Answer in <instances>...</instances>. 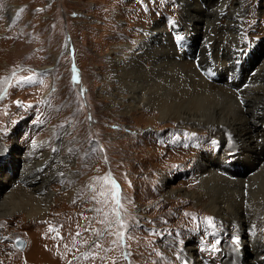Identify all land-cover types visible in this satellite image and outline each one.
<instances>
[{
  "label": "rangeland",
  "instance_id": "374dc122",
  "mask_svg": "<svg viewBox=\"0 0 264 264\" xmlns=\"http://www.w3.org/2000/svg\"><path fill=\"white\" fill-rule=\"evenodd\" d=\"M121 2L141 22L147 21L152 4L154 14L166 24L178 20L182 12L177 0ZM109 4L106 0H0V175L10 165L9 171L17 177L27 153L40 162L37 168L52 156L66 160L45 185L53 195L43 217L31 219L22 210L0 217V264H190L188 242L204 257L200 264H236L233 253L250 248L251 240L238 236L234 224L218 220L208 202L200 209L191 207L196 202L163 203L178 193L166 195L161 185L155 191L152 180H161L160 171L166 172L164 165L152 168L165 143L168 150H181L187 158L163 175L173 187L193 180L195 152L208 160L223 154L232 160L229 122H222L228 130L225 139L212 138L185 126H141L135 115L114 105L112 96L115 90H124V83L115 71L118 61L112 49L123 43L125 33L135 41L137 23L126 14L116 15L108 19L107 27ZM161 4L167 12L160 15ZM242 7L239 36L248 60L259 65L264 60V0H243ZM229 19L223 12L212 16L225 24ZM191 36V44L199 46L195 36L200 35ZM256 49L260 52L254 55ZM122 55L128 58L127 53ZM176 67L173 75L180 82L194 79L192 71ZM137 82L132 76L125 86L132 88ZM147 82L145 90H153V80ZM229 99H222L221 107L232 119L235 106ZM262 176L242 189L254 232L264 229V195L257 184L264 179V170ZM15 185L12 182L9 189ZM207 188L231 214L237 187L212 177ZM207 217L214 218V228ZM17 236L26 239L24 249L16 245ZM236 237L239 243L234 242Z\"/></svg>",
  "mask_w": 264,
  "mask_h": 264
},
{
  "label": "bare ground",
  "instance_id": "6f19581e",
  "mask_svg": "<svg viewBox=\"0 0 264 264\" xmlns=\"http://www.w3.org/2000/svg\"><path fill=\"white\" fill-rule=\"evenodd\" d=\"M106 1L110 2L111 8L107 20L104 19L107 27L111 26L108 19L116 18V15L126 14L131 20L134 19L130 21L131 23H137L135 41L131 42V37L125 33L121 37L123 43L114 45L112 49L115 51L114 58L117 57L116 61H118L115 71L119 77H123L121 80L124 83V90H115L114 94L112 93L113 104L119 106L127 115H135L137 123L141 126L149 124L155 128L171 126L176 129L185 126L187 130L202 132L212 138L227 137L228 130L225 125L222 126V122L227 125L228 121L230 133L234 138L232 146L229 147L232 160L227 161L228 154L208 160L206 155L195 152L192 161L193 180L188 183L183 181L177 187L171 186L170 180H166L163 175L167 176V172L175 165L187 162V158H184L181 150L176 152L168 150L166 146L169 143H165L160 153L155 152L159 161H155L152 166L153 170L158 168L156 165H164L166 168V172L159 170L161 180L152 178L155 179V191L159 190L157 187L161 185L166 195L178 193L176 196L166 197L163 202L165 204L174 201L173 204L178 206L182 200L196 202L191 207L200 209L203 203L208 202L207 206L212 210L211 212L218 215V220L234 224L232 229L236 230L237 235L245 241L250 239L252 242L250 248L233 253L236 264H264V229L261 232H254L252 229L254 218L243 205L246 197L242 190L249 182L255 183L256 179L263 177L264 57L262 63L256 65L246 56V47L239 36L243 0H177L182 12L179 13L178 20H175L177 22L175 26L172 25L174 20L166 24L163 18L154 14V4L150 5L147 12L149 14L147 21L141 22L133 16L132 8L124 5L122 0ZM160 8V15L167 12L166 5L161 4ZM222 12L230 18L228 23L212 20V16ZM192 33H197L203 38L201 40L200 36H195L200 45L191 44L193 52L198 50V55L194 58L182 53L176 44L179 40L173 39L176 36H182L184 39L190 36L192 39ZM142 52L146 54L142 55ZM258 52L260 51L256 49L254 55ZM124 53H127L128 58L122 55ZM176 66L192 71L194 79L180 82L173 75ZM206 70L214 72L215 75H207ZM227 74L235 76L234 80L228 79ZM132 76L138 79L140 85L126 87L127 78ZM150 78L155 88L145 90L144 84ZM225 97L232 98L235 106V116L231 119L228 113L229 120L221 107L222 99L224 100ZM164 121L165 123L162 124ZM259 127L261 130L255 131ZM9 151L11 152V149ZM9 158L13 161L15 159L13 155ZM23 158L17 177L9 171L12 170L10 165H7L8 170L0 175V217L10 214L12 216L13 213L21 210L31 219L43 217L53 195L49 189H44L47 187L45 185L48 184L51 175L57 174L60 166L66 161L65 158L52 156L37 168L40 163L38 160L28 153ZM31 176L35 178L32 180ZM212 177H218L237 187L239 193L234 196L235 208L231 210V214L228 212L229 208L217 202L213 194H210L207 186ZM18 181L21 182L15 185ZM12 182L15 186L9 189ZM257 184L264 195V179ZM182 189L184 191L181 193ZM186 251V257L189 256L191 260L190 264H200L205 261L190 242L186 244Z\"/></svg>",
  "mask_w": 264,
  "mask_h": 264
},
{
  "label": "snow or ice",
  "instance_id": "6c2138e0",
  "mask_svg": "<svg viewBox=\"0 0 264 264\" xmlns=\"http://www.w3.org/2000/svg\"><path fill=\"white\" fill-rule=\"evenodd\" d=\"M161 2H163V0H161ZM176 23H177L176 21H172V25H173V26H175ZM173 39H174V40H183L184 38H183L182 36H176V37H174ZM206 74H207V75H215V73L212 72V71H210V70H206ZM24 79H25V80H31L32 78L29 77V78H24ZM18 103H19V102H18ZM241 103H243V101H241ZM186 135H187V134H186ZM191 135H195V134L193 133V134H191ZM212 143L217 144V143H219V142L213 140ZM113 184L115 185V181H113ZM116 204H117V206L122 207V205H120V201H119V199L116 200ZM186 214H187V213H186ZM116 216H117L118 219L120 218V212H119V211L116 212ZM213 219H214L213 217H207V218H205L206 222L214 228L215 225L213 224ZM122 226H123V224H122ZM234 242H235V243H239V237H236L235 240H234ZM218 243H219V241H217V244H218ZM212 248L215 249V248H216V245H212Z\"/></svg>",
  "mask_w": 264,
  "mask_h": 264
},
{
  "label": "water",
  "instance_id": "95a60500",
  "mask_svg": "<svg viewBox=\"0 0 264 264\" xmlns=\"http://www.w3.org/2000/svg\"><path fill=\"white\" fill-rule=\"evenodd\" d=\"M15 243L20 249H24L25 246L27 245L26 239L22 236H17Z\"/></svg>",
  "mask_w": 264,
  "mask_h": 264
}]
</instances>
